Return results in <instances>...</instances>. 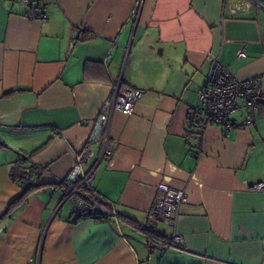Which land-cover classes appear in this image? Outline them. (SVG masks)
<instances>
[{"label": "crops", "instance_id": "crops-1", "mask_svg": "<svg viewBox=\"0 0 264 264\" xmlns=\"http://www.w3.org/2000/svg\"><path fill=\"white\" fill-rule=\"evenodd\" d=\"M37 4L42 20L0 0V217L22 192L9 177L21 157L47 184L0 221V264H264V192L249 189L264 182V108L244 130L187 126L213 60L264 88V0ZM120 76L143 95L131 115L113 113L101 157L89 140ZM87 144L107 220L80 218L58 188ZM160 184L187 197L181 249L163 254L141 234L171 231L148 216Z\"/></svg>", "mask_w": 264, "mask_h": 264}, {"label": "built area", "instance_id": "built-area-1", "mask_svg": "<svg viewBox=\"0 0 264 264\" xmlns=\"http://www.w3.org/2000/svg\"><path fill=\"white\" fill-rule=\"evenodd\" d=\"M18 2L28 8L26 17L32 20L45 18L44 11L37 4V0H9ZM243 52L238 58H244ZM143 91L129 87L122 82L120 76L115 83L110 96L103 102L96 117L99 123L97 136L89 141H99L101 157H110L113 145L110 142V121L113 113L121 112L131 115ZM264 108V88L262 77L257 75L246 79H238L229 68L217 60H213L206 74L205 81L197 94V104L187 110V126L203 129L205 126H218L224 131L236 128L244 130L253 123L255 110ZM245 113L241 122H236L234 116ZM89 142V143H90ZM89 144L85 145L77 155V161L67 179L59 182L58 188L65 200H70L74 210L80 218L96 221L110 219L111 210L88 196L82 189L88 184L93 169L83 170V164L89 159ZM162 196L158 198L149 210V218L158 221L171 229L170 233H150L141 230L144 243L150 252L158 251L163 254L170 250H180L183 237L176 232L179 218V207L187 200L183 191L172 189L164 184L158 186ZM252 191L264 192V182L253 184Z\"/></svg>", "mask_w": 264, "mask_h": 264}, {"label": "trees", "instance_id": "trees-1", "mask_svg": "<svg viewBox=\"0 0 264 264\" xmlns=\"http://www.w3.org/2000/svg\"><path fill=\"white\" fill-rule=\"evenodd\" d=\"M83 35V34H82ZM83 38H88L85 34L82 36ZM25 157H21L16 163L15 166L10 169L9 177L11 181L19 186L22 190L21 194L10 203L9 207L6 209L5 213H3L0 217V221L3 220L7 214L10 212L11 208L17 203H24L28 200L29 196L35 192L36 190L47 186L45 183H40L38 178L40 176V169L36 166H26L25 165ZM83 191L88 194V196L92 197L91 191L88 185H84L82 187ZM93 198V197H92ZM99 202V201H98ZM104 205V204H103ZM106 206V205H105ZM108 207V206H107ZM109 208V207H108Z\"/></svg>", "mask_w": 264, "mask_h": 264}, {"label": "water", "instance_id": "water-1", "mask_svg": "<svg viewBox=\"0 0 264 264\" xmlns=\"http://www.w3.org/2000/svg\"><path fill=\"white\" fill-rule=\"evenodd\" d=\"M98 126H99V123H96L95 126H94V133H93L94 137L97 136V133H98V130H99Z\"/></svg>", "mask_w": 264, "mask_h": 264}, {"label": "rangeland", "instance_id": "rangeland-1", "mask_svg": "<svg viewBox=\"0 0 264 264\" xmlns=\"http://www.w3.org/2000/svg\"><path fill=\"white\" fill-rule=\"evenodd\" d=\"M164 227L166 228V226H163V228H164Z\"/></svg>", "mask_w": 264, "mask_h": 264}]
</instances>
